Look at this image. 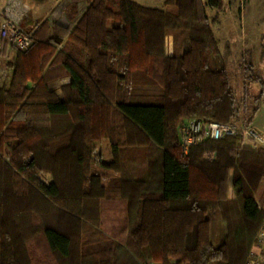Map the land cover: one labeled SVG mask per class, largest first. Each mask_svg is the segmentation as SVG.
<instances>
[{
  "label": "trees",
  "instance_id": "trees-1",
  "mask_svg": "<svg viewBox=\"0 0 264 264\" xmlns=\"http://www.w3.org/2000/svg\"><path fill=\"white\" fill-rule=\"evenodd\" d=\"M165 5L173 9L86 0L68 9L67 24L43 21L32 45L14 51L11 80L0 87V264H246L264 222L256 199L264 150L226 137L183 153L179 122H228L234 95L225 69L215 66L202 0ZM179 32L188 33L182 53L166 55L165 37ZM63 76L71 80L61 100L49 85ZM138 86L163 93L133 94ZM105 138L113 158L105 166L119 173L117 199L91 172ZM120 149L139 155L122 165ZM206 152L214 160L206 162ZM133 161L147 163V180L132 178ZM41 171L53 181H39ZM230 174L236 201L226 196ZM105 212L119 220L107 237L99 229ZM210 214L224 223L217 247ZM81 220L96 238L78 251L70 223L78 229ZM105 240L108 247L83 253Z\"/></svg>",
  "mask_w": 264,
  "mask_h": 264
},
{
  "label": "rangeland",
  "instance_id": "rangeland-1",
  "mask_svg": "<svg viewBox=\"0 0 264 264\" xmlns=\"http://www.w3.org/2000/svg\"><path fill=\"white\" fill-rule=\"evenodd\" d=\"M26 1L31 4L34 0ZM137 2L142 6L148 4L157 6L158 8L165 7L166 9H173L172 6L165 5L166 0H138ZM215 2L218 5L210 7L207 4V0H202L217 48V54L214 56L215 66L218 69H225L229 85L233 90L235 114L228 122H250L251 125L264 132V0H215ZM187 34L188 33L179 32L174 35H167L164 40L165 54L168 56L169 54L173 55L175 53L177 55L181 54L183 43L188 36ZM14 51L15 50L11 49L3 55L1 61L2 73L0 76V87L8 85L11 80L12 69L9 64L14 59ZM55 81L51 82L49 85L52 91L55 90ZM131 92L133 94L147 93L161 95L163 89L158 86H138L131 88ZM186 119L188 118H185L183 121ZM91 122H98V120L93 119ZM181 122H179L177 128ZM113 127L116 128L115 122ZM99 145L100 144L96 145L97 149ZM251 148L264 150V144L256 145ZM120 150L119 160L122 165L126 158H133L139 155L138 152L129 151L130 149H125V152L122 149ZM97 152L98 150L95 152L91 161V172L100 177L102 182L103 179L107 181L109 175L118 177L119 173L115 171L114 168L105 166V164H110L113 158L111 161H107L105 157L100 156L101 153ZM213 157L214 155L212 152H206L202 156L206 162L214 160ZM114 162H116V160ZM37 177L39 181H44L46 184L53 181V176L48 171L39 172ZM231 177L232 174L229 176L230 180L226 196L228 200L236 201L235 190L231 185ZM63 202L65 204L68 203L65 200ZM234 212L236 214L238 212L237 209H235ZM212 216L213 215L210 214L209 217ZM104 218L107 223L101 222L102 224L100 223L99 229L103 230L107 237V235L110 236V233L107 231V226H113L116 229L119 225L111 223L113 220L108 216ZM81 222L82 227L78 229L74 228L72 223H70L75 233L78 234L81 228L82 233L85 231V233L79 234L82 237H77L75 233L72 236L73 246L76 247L78 251L81 249V245L84 247L88 245L86 241L90 242L96 238L93 237L90 232L89 235L87 234V223L85 220H81ZM108 242L110 243V241L105 240L101 244L98 243L97 245L83 248V253L100 250L104 248ZM37 246L39 248L42 245L38 242ZM44 255L46 256L45 252ZM46 257L52 260L50 257Z\"/></svg>",
  "mask_w": 264,
  "mask_h": 264
},
{
  "label": "built area",
  "instance_id": "built-area-1",
  "mask_svg": "<svg viewBox=\"0 0 264 264\" xmlns=\"http://www.w3.org/2000/svg\"><path fill=\"white\" fill-rule=\"evenodd\" d=\"M30 11L26 0H0V76L3 52L24 51L34 39V30L22 25ZM179 145L183 153L207 141L226 137H239L241 146L263 145L264 132L245 122H216L192 117L182 121L177 128ZM246 264H264V222L258 230Z\"/></svg>",
  "mask_w": 264,
  "mask_h": 264
},
{
  "label": "crops",
  "instance_id": "crops-1",
  "mask_svg": "<svg viewBox=\"0 0 264 264\" xmlns=\"http://www.w3.org/2000/svg\"><path fill=\"white\" fill-rule=\"evenodd\" d=\"M138 1V0H134ZM140 2V1H139ZM86 4V0H34L33 3H29L30 5V11L28 15L23 20V25L27 29H33L34 31L37 29V27L45 20L48 21H56L60 24H67V11L68 9H71L75 6H80L81 8H84ZM145 7L150 8H158L154 5H145ZM171 56V54H169ZM70 77L63 76L62 78L56 80L54 82L55 90L53 91L54 94L59 97L61 100H64L63 97V87L70 82ZM52 90V89H50ZM98 144L99 147L95 148V152L98 150L97 153H101L100 156L105 157V160L111 161L112 159V153H111V145L108 140H101ZM97 149V150H96ZM106 155V156H105ZM105 163V162H104ZM130 175L134 180L137 181H145L148 178V166L145 161H133L130 162L128 165ZM51 182V181H50ZM49 183V182H48ZM102 184L105 186L107 190L108 197L112 199H117L120 194V180L119 176H110L108 177L107 181H104ZM259 197V198H258ZM256 199L258 204L261 206L262 209H264V180L261 184V189L259 190L258 194H256ZM260 199V200H259ZM261 201V203H260ZM104 215V216H103ZM110 217L113 221L111 223H116L118 225L119 220L117 222H114V217L116 216L113 212L108 213H102V222H106V219L104 217ZM220 221V222H219ZM108 233H111L112 230L115 229V227L107 226ZM224 237V223L219 217L218 214H214L211 217V223H210V241L213 246L217 247L221 242L223 241ZM109 241V240H108ZM110 244H106L105 247H108ZM1 246V243H0ZM1 251V250H0ZM148 264H159L156 262H150Z\"/></svg>",
  "mask_w": 264,
  "mask_h": 264
}]
</instances>
